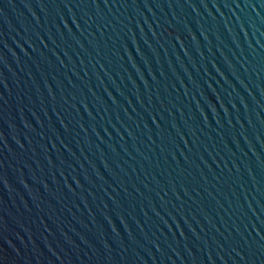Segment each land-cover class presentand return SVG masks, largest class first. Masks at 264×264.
Returning a JSON list of instances; mask_svg holds the SVG:
<instances>
[{
	"label": "water",
	"instance_id": "obj_1",
	"mask_svg": "<svg viewBox=\"0 0 264 264\" xmlns=\"http://www.w3.org/2000/svg\"><path fill=\"white\" fill-rule=\"evenodd\" d=\"M0 264H264V0H0Z\"/></svg>",
	"mask_w": 264,
	"mask_h": 264
}]
</instances>
